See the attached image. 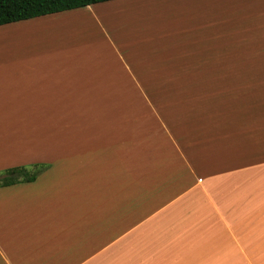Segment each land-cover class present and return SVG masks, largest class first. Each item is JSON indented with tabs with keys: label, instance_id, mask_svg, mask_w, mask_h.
<instances>
[{
	"label": "crops",
	"instance_id": "obj_1",
	"mask_svg": "<svg viewBox=\"0 0 264 264\" xmlns=\"http://www.w3.org/2000/svg\"><path fill=\"white\" fill-rule=\"evenodd\" d=\"M217 1L0 25V171L42 168L0 186V264H264V4Z\"/></svg>",
	"mask_w": 264,
	"mask_h": 264
},
{
	"label": "trees",
	"instance_id": "obj_2",
	"mask_svg": "<svg viewBox=\"0 0 264 264\" xmlns=\"http://www.w3.org/2000/svg\"><path fill=\"white\" fill-rule=\"evenodd\" d=\"M104 1L108 0H0V25ZM41 171V166L34 171L25 167L6 169L0 174V186L34 181Z\"/></svg>",
	"mask_w": 264,
	"mask_h": 264
},
{
	"label": "rangeland",
	"instance_id": "obj_3",
	"mask_svg": "<svg viewBox=\"0 0 264 264\" xmlns=\"http://www.w3.org/2000/svg\"><path fill=\"white\" fill-rule=\"evenodd\" d=\"M216 1V2H215ZM213 0V3L216 4L218 3L217 0ZM221 1V0H219ZM247 2V4L251 3V1L249 0H245ZM258 3L260 4H264V0H257ZM157 9L159 6H155ZM161 8V6H160ZM160 8L158 9L159 11ZM159 11L157 13H159ZM249 16V15H248ZM247 15H245L244 17L247 18ZM230 19H233L232 17H227L225 16V19H222V17L220 18V21L223 22L224 27H225V33H223V37L225 39L228 38H233V33L230 32V30H228L227 28H231L232 26L227 24L230 22ZM103 22V21H102ZM254 28V27H253ZM245 33H243L244 35ZM238 36H240V34H237ZM249 36H254L258 37V38H264V32L263 31H259V32H253L248 34ZM222 43V42H221ZM180 52V51H179ZM188 52H192V51H188ZM181 53H185V52H181ZM194 53V52H192ZM245 62V59H233V57H228V58H216V59H204L202 63H198L197 61L192 62V64L195 65H206V66H224V67H233L235 65H237L236 67H238V65L240 66H247L248 63ZM253 61H255V64H260L261 62L264 61V59H259V58H252L251 59V63H249L250 65H253ZM245 69V68H243ZM227 74H233L232 72H228V73H207V74H203V75H192L193 79H191V81L194 84L199 85V87L203 88L205 90L209 89V87H212V85H214L213 87L219 85L220 82L223 81V77L225 75L226 79H231L232 75H227ZM253 76L256 77L255 75H249V74H234L233 78H234V82H235V87H234V96L232 97V100L227 101V104H231V106L234 107L235 104V99L239 98V89L242 90V92L245 90L246 92H248V87H244V82L245 79H247L248 77ZM189 77V76H187ZM190 78V77H189ZM260 79H262L264 81V74L261 75ZM188 81H190V79H187ZM236 89V90H235ZM157 92V91H156ZM186 92V90H176V91H160L161 96H167L168 94L171 93L172 97H178L181 98L182 95ZM188 93H190L188 91ZM201 99V95H199V97L197 96L196 100H200ZM4 170L0 171V174L3 173Z\"/></svg>",
	"mask_w": 264,
	"mask_h": 264
}]
</instances>
